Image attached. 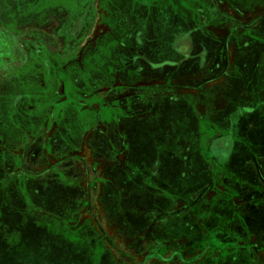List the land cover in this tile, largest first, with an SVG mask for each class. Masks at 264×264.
<instances>
[{"label": "rangeland", "instance_id": "obj_1", "mask_svg": "<svg viewBox=\"0 0 264 264\" xmlns=\"http://www.w3.org/2000/svg\"><path fill=\"white\" fill-rule=\"evenodd\" d=\"M192 1L0 0V164L13 165L0 172V264H264V248L226 246L247 240L241 217L207 228L194 213L190 120L150 100L169 61L144 54L166 56L184 36L170 14ZM10 205L24 231L7 230Z\"/></svg>", "mask_w": 264, "mask_h": 264}, {"label": "crops", "instance_id": "obj_2", "mask_svg": "<svg viewBox=\"0 0 264 264\" xmlns=\"http://www.w3.org/2000/svg\"><path fill=\"white\" fill-rule=\"evenodd\" d=\"M191 3L198 11L187 7L170 14L174 22L178 19L183 25L173 26L171 34H183L189 51L180 46L185 42L181 39L178 45L168 44L166 56L160 57L159 50L158 57L144 54L152 61H173L153 68L157 84L149 85L155 93L150 100L165 98L170 105L183 104V110L173 111L170 118L190 120L188 128L197 143L188 148L194 150V157L188 162L189 174L184 176L198 182L190 198L200 201L201 210L194 213L205 215L207 228H211L230 211L242 218L241 223L232 224L238 226L235 231L247 232V240L226 246L264 248V238L251 233L264 234V0ZM200 20H204L199 24L202 30H192L190 25ZM162 84L167 86L164 94ZM12 166L2 162L0 172L10 174ZM5 195L16 197L11 192ZM34 197L42 195L35 193ZM212 199L217 202L205 209ZM195 204H190V209L198 208ZM7 211V230L21 232L30 224L19 221L17 209L11 205ZM4 242L0 241V247Z\"/></svg>", "mask_w": 264, "mask_h": 264}, {"label": "flooded vegetation", "instance_id": "obj_3", "mask_svg": "<svg viewBox=\"0 0 264 264\" xmlns=\"http://www.w3.org/2000/svg\"><path fill=\"white\" fill-rule=\"evenodd\" d=\"M185 40V42L184 43H180V46L181 47H183L184 48V51H189V43L187 42V39L186 38H184L183 36H178V37H174V40H173V45H178V43H179V40ZM182 59L185 57L184 56V54H182L181 56H180ZM169 61V63H173V61H170V60H168ZM169 63H167V64H169ZM101 138H99V136H95L94 137V143H100V140ZM101 144V143H100ZM185 148H188V146H186ZM153 177H155V176H153ZM153 183V182H152ZM173 209H175V207L174 208H172V209H166V210H164V212H166V213H169V214H171V213H173ZM155 211H157V212H155ZM159 211H161L160 210V208L158 207V208H152L151 210H149V212L148 213H151V215L152 216H155V215H157V213H161V212H159ZM175 213H179V212H174L172 215H174ZM154 218V217H153ZM147 219V218H146ZM148 220V219H147ZM150 223V222H149ZM151 223H153V222H151ZM146 227H148V225L149 224H147L146 223ZM152 225V227H153V224H151ZM177 226H180V224L179 225H177ZM185 227H187V224H185L184 225ZM150 227V226H149ZM182 230H184V229H182ZM264 260V259H263Z\"/></svg>", "mask_w": 264, "mask_h": 264}]
</instances>
